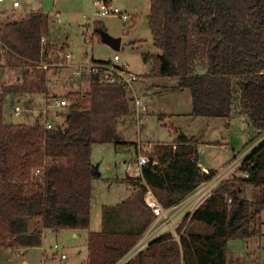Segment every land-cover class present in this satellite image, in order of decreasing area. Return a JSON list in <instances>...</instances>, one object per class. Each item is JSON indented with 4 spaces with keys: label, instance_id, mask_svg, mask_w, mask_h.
Returning <instances> with one entry per match:
<instances>
[{
    "label": "trees",
    "instance_id": "16d2710c",
    "mask_svg": "<svg viewBox=\"0 0 264 264\" xmlns=\"http://www.w3.org/2000/svg\"><path fill=\"white\" fill-rule=\"evenodd\" d=\"M47 19L35 11L1 22L4 65L23 69V82L32 86L45 80L43 61L59 60L43 47ZM147 21L158 50L143 54L152 63L150 75L176 77L177 86L191 94V115L229 119L237 107L254 129L244 147L253 143L264 132V0H150ZM101 29L95 22L100 38ZM199 60L203 67L196 70ZM128 91L124 83L100 82L91 74L86 92L66 94L70 104L59 111L62 123L52 128L40 116L32 123H6L0 92V247L38 246L44 229L89 227L92 147L96 141L119 142L109 130L113 125L103 129L100 120H106V112L131 113ZM199 143L194 135L155 143L149 156L158 163L125 177L139 188L138 200L102 207L101 230L89 232L87 264H114L142 236L153 219L142 199L146 186L167 208L213 176L198 164ZM36 168L42 172L34 174ZM240 172L222 180L205 203L182 219L178 240L171 232L159 235L124 264H227L228 242L258 232L264 209V141L246 156ZM247 187L257 189L253 207L243 195ZM223 200L221 210L216 208ZM123 208L144 217L134 223Z\"/></svg>",
    "mask_w": 264,
    "mask_h": 264
},
{
    "label": "rangeland",
    "instance_id": "374dc122",
    "mask_svg": "<svg viewBox=\"0 0 264 264\" xmlns=\"http://www.w3.org/2000/svg\"><path fill=\"white\" fill-rule=\"evenodd\" d=\"M12 1L4 0L1 2L0 13L7 12L12 16L14 14L12 13ZM18 1L21 2V6L17 11L18 14L15 13L16 17L22 15V10L36 8L34 0ZM94 1L78 0L73 4H66V9L73 10L67 18L75 19L73 24L77 29L69 30V32L74 37L76 46L80 48L77 44L78 41L83 47L82 50L86 51L88 56L94 50L93 55L95 58L106 61L114 53H119L121 61L126 62L131 71L137 75L139 74L138 80L132 83V87H128L131 90L128 93L132 96H142L147 105V111L145 119L141 123H136L134 119L135 106L133 100L130 99L129 106L131 113L117 117L110 115L112 113L106 112V120H100V126L103 129L105 124L113 125L109 130L113 129L115 137L119 142L96 141L93 144L91 159L94 164V172L91 180V218L89 231L101 230L102 205H115L127 201L131 197L138 200L139 188L136 185L127 181L123 184L108 178L116 174L121 177L127 160L131 157V161L134 162L136 160L137 153L134 150L135 143L138 141L152 142L154 143L151 146L152 148L155 143L171 142L179 135H186L188 137L194 135L200 139L198 152L200 153V158H203L202 161L217 166L209 169L215 175L221 169L220 172H222L230 161L233 162L232 159L234 157H238L243 153L245 149L244 144L254 134V129L249 124L246 115L241 113L237 107L233 108L229 119L191 115V94L188 89H180L177 86L176 77H156L150 75L152 63L151 61H145L143 54H154L158 50L153 44L147 21L149 0H147L146 6V0H131L134 3L137 2V4L143 3L144 7H139L137 12H134V9L123 6L125 10L120 5L113 3L123 11L136 14L135 21L133 22L130 19L126 24L117 15H94V12L98 8V2L94 3ZM42 4L45 9L52 10L53 0H44ZM130 17H132L131 14ZM93 19L95 22H101L105 27L104 30L110 35L121 38V44L118 49L113 48L110 44L104 42L97 33H94ZM85 20H90L89 24L92 26L89 30L90 32L87 34L89 42L86 45L84 43V36L79 32L78 28ZM56 49L59 48L56 47ZM56 54L58 58H61L60 54ZM195 66L196 70H200L203 64L199 60ZM53 67L55 66L50 67L51 70H53ZM7 71V78L9 79L10 71ZM0 72L3 73L4 77V72ZM70 77L73 79L74 75H70ZM143 83H147L151 90L149 89V91L145 92ZM60 92L57 93L59 94ZM59 95H63V93ZM14 98L15 96L9 97V99ZM24 114L25 112L20 115H11L5 109L4 119L6 123H31L39 115L35 113L31 117H25ZM62 118L63 116L55 117L53 113L48 117L53 125L62 123ZM131 177H135V175ZM256 192V188L247 187L243 190V195L251 199L252 207L254 205L253 202L255 205L257 202ZM226 202L229 203V200H226ZM226 202L225 200L218 202L219 206L216 208L221 210V207ZM202 203H205V201ZM123 210L127 213V208H123ZM135 212L137 213L138 211ZM127 214L130 221L134 223H139L144 217V214L133 215V211H128ZM130 215L133 216L130 217ZM258 217L259 223L257 226L262 225L264 227V209L261 210ZM88 229L78 230L79 234L77 237L73 236L74 229L71 228L59 230L47 229L42 243L38 246L20 247L17 249L0 247V264H25V262L27 264H87L88 249L86 235H88ZM62 253L65 254L64 258H61Z\"/></svg>",
    "mask_w": 264,
    "mask_h": 264
},
{
    "label": "built area",
    "instance_id": "2783aa9c",
    "mask_svg": "<svg viewBox=\"0 0 264 264\" xmlns=\"http://www.w3.org/2000/svg\"><path fill=\"white\" fill-rule=\"evenodd\" d=\"M4 0H0L3 2ZM20 2L18 0L12 1L13 7H18ZM94 15L106 16V15H117L123 21L124 24L130 20V14L126 11L121 10L117 5H114L111 2L106 0L98 1V8L94 12ZM85 16V15H84ZM6 47L1 39V22H0V57L5 53ZM60 54L61 57H70L69 52L56 51ZM67 63V61L59 60L58 61H43L42 65L44 68H49V66H61ZM86 73L88 75L96 74L100 82L105 83H115L121 82L127 85V87H132V83L138 80V75L131 71L126 62H122L119 53H114L113 56L104 61H91L87 64L78 63L75 68L72 70V74L77 76L81 73ZM46 87L53 89L56 87V83L52 80H47ZM134 91V90H133ZM12 97L6 95L5 100V109L10 112L11 115H20L22 114L23 108V99L19 96H15L14 99H9ZM134 103V119L136 123H141L146 116L147 105L142 96L133 95ZM70 104V99L65 95H59L56 93L51 94V98L46 100L43 106L36 110L44 123L46 128H52V121L48 119L51 113L55 117H59V111L65 106ZM261 141H264V132L249 146H247L243 153L238 157H234L232 161L223 169L222 172L216 173L210 179L200 182L193 191H191L184 199L179 203L170 206L164 207L160 200L157 198L156 194L151 187L146 186L143 192V201L148 207L150 212L153 215V219L144 231L142 236L138 241L126 252L124 253L114 264H124L133 258L137 253L145 249L149 242L154 238L158 237L167 232L173 233L175 238L178 240L180 234L183 232L184 227L181 229V232L177 231V227L186 215H190L202 202H204L208 197H210L216 191L220 182L224 179L238 175L240 172V167L243 165V161L246 156L251 152V150ZM154 143L152 142H140L138 141L135 145L136 150V160L128 164V168L136 170L141 173L142 166L148 163L156 164L158 163L157 158H151L149 156L150 152L153 150L151 146ZM203 170V169H202ZM205 172H208L204 169ZM39 168H36L34 174H39ZM244 175H248L247 172H244ZM230 201V198L228 199ZM182 203V204H180ZM180 204L179 206H176ZM65 254H61V258H64Z\"/></svg>",
    "mask_w": 264,
    "mask_h": 264
},
{
    "label": "crops",
    "instance_id": "0c3cea01",
    "mask_svg": "<svg viewBox=\"0 0 264 264\" xmlns=\"http://www.w3.org/2000/svg\"><path fill=\"white\" fill-rule=\"evenodd\" d=\"M43 1L44 0H34L36 8L34 9L31 8L30 10H22L23 11L22 15L17 17L15 16V13L18 14L17 11L18 9H20L21 2L18 7L12 6L13 9L12 13H14L12 16L10 15V13L7 12L0 13V22H3L6 20L21 19L27 16L30 12L41 11L48 17L46 28L44 29V32L42 34L43 47L47 46L49 51H54V52L62 51L64 53L69 52L71 54L70 57L68 58L66 57L60 58V60L67 61V63H65L64 65L55 66L53 67V70H51L50 67L45 70L44 82H41L42 80H39L42 86H35V85L32 86L30 84L24 83L23 69L5 66L2 57H0V71H3L5 74L3 77V73L0 72V74L2 75V76L0 75V92L3 94V97H6V95L21 97L24 101L23 112H25L24 114L25 117H31L35 113L39 114L36 110L40 109L43 106L44 102L51 98V94L53 93L58 94L57 92L61 91L60 93H63V95L66 96L68 92H75V91L86 92L90 87V75L83 72L80 75L77 76L74 75V77H72L73 79H71L70 75H73L72 70L75 68V66L78 63L87 64L91 61L104 60V59L95 58L93 55L94 50H92L90 56H88V53L82 50L83 47L81 44H79L78 41L77 44L80 48L76 46V42L73 39L74 37L69 32V30H77V29L76 27H74L73 24V22H75V19L67 18V16L70 15V13H72L73 10L66 9L67 8L66 4H73L75 1L78 0H67V2H65V0H53L52 10L45 9L42 4ZM98 1L99 0H95L94 3ZM106 1L120 5L122 8L124 6V7H128L129 9H134V12H137L139 7L140 8L144 7L143 3L137 4V2L134 3L131 0H106ZM146 5H147V0L145 2V6ZM129 13L132 15V17H130L131 21L134 22L136 19L135 16L136 14H132L131 12ZM62 16H63V20H62ZM92 21L95 23L94 19ZM89 22L90 20H85L83 21V24L81 26H78L79 32H81V34L84 36L85 45L88 44L89 42L88 41L89 36L87 34L90 32L89 30L92 27L90 26L91 24H89ZM56 47L59 49H56ZM157 53H154V55ZM44 59H45V54H44ZM7 70L10 71L9 79L7 78L8 75ZM48 79L54 81L57 84L55 88L50 89L46 87L47 86L46 82ZM43 85L45 88L43 87ZM143 88L145 92L149 91L150 89L147 83H143ZM123 115H118L117 117ZM39 116L40 115H38V117ZM199 154L200 153L198 152V164L201 167V169H203L202 171H204V169L206 171H209V169H211L212 167H217V166H213L214 164L212 163L202 161L203 158H200ZM135 158L133 159L135 160ZM131 160L132 157L129 160H127L126 167L121 177H119L118 174H116L113 177L109 176L108 178L112 181H117L124 184L125 182L124 178L126 176H132V175L137 176L139 174L138 171L129 169L127 167V165L132 162ZM180 204L176 206H179ZM88 228H90V225ZM88 228H84V229H88ZM46 230L47 229L43 230L42 240L44 234L46 233ZM78 230L80 229L73 230L72 233L73 236L75 237L78 236L79 234ZM257 230H258L257 233L252 234L249 237L237 238L230 240L228 242L227 264H264V227L262 225H259V227L257 226ZM89 232L91 231H89L88 229V233H87L88 235H86L87 246H88ZM25 264H27V262H25Z\"/></svg>",
    "mask_w": 264,
    "mask_h": 264
},
{
    "label": "water",
    "instance_id": "95a60500",
    "mask_svg": "<svg viewBox=\"0 0 264 264\" xmlns=\"http://www.w3.org/2000/svg\"><path fill=\"white\" fill-rule=\"evenodd\" d=\"M99 31H100L101 39L104 42L110 44L115 49H118L120 47V41H121V38L120 37H114V36L110 35L104 29H101ZM42 59H44V53H42Z\"/></svg>",
    "mask_w": 264,
    "mask_h": 264
}]
</instances>
